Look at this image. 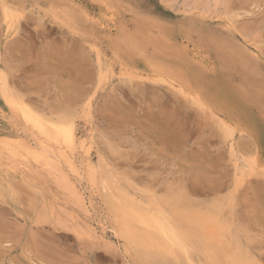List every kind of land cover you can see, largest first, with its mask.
<instances>
[{"label":"rangeland","instance_id":"rangeland-1","mask_svg":"<svg viewBox=\"0 0 264 264\" xmlns=\"http://www.w3.org/2000/svg\"><path fill=\"white\" fill-rule=\"evenodd\" d=\"M0 78V264H189L121 238L106 176L152 213L231 199L264 264V0H0Z\"/></svg>","mask_w":264,"mask_h":264},{"label":"bare ground","instance_id":"bare-ground-1","mask_svg":"<svg viewBox=\"0 0 264 264\" xmlns=\"http://www.w3.org/2000/svg\"><path fill=\"white\" fill-rule=\"evenodd\" d=\"M4 5H6V4H4ZM6 12L7 11H5V13ZM8 12H10V11H8ZM58 12H59V10H58ZM11 14H12V12H11ZM4 16H6V15H4ZM11 18H13V17H11ZM6 22H8V21H6ZM63 23H66V22H63ZM156 41H158V40H156ZM169 43H171V42H169ZM136 48H137V46H136ZM152 48H153V46H152ZM173 52H174V50H173ZM156 59H159V58H156ZM165 65H166V63H165ZM180 69H182V68H180ZM100 72H102V71H100ZM161 72H163V71H161ZM156 74H157V72H156ZM160 74H162V73H160ZM160 74H158V75H160ZM163 74H164V72H163ZM172 79L176 80L175 78H172ZM185 79H187V78H185ZM1 86H3V85H2V79L0 78V88H1ZM1 90L4 91L3 88ZM177 90H180V89L178 88ZM181 90H182V88H181ZM187 91H188V89H187ZM183 92H184V90H183ZM186 92H184V93H186ZM180 93H182V92H180ZM199 93H201V92H199ZM188 94H189V92H188ZM199 97H197L195 94H193L194 103L200 105L201 100ZM202 100H203V98H202ZM214 103H216V102H214ZM219 103L220 102H218V104ZM223 106H225V105H222V108H223ZM23 107L20 108V112L22 113V115H24L26 117L25 120H27L29 123H31L32 127L34 126V128H36L41 133H45V126H44L45 124H43V122H42L43 120L38 119L34 114L30 113L27 109H25ZM224 109H222V110H224ZM228 109H229V107H228ZM228 109H226L225 112H228L227 111ZM229 115L231 116L232 114H229ZM237 117H239V116H237ZM222 124H224V123H222ZM225 127L226 128H224V129L226 130V132L228 134V130H227L228 126H226V124H225ZM52 128H53L52 131H53L54 135L56 137H59L61 140H63L62 142L64 143V145L66 144V145L70 146V145L75 144L76 136H75L74 127L72 124L68 123V124L63 125L60 123H54ZM232 132H233V130L230 131V134ZM230 134H228V137ZM48 137H49V135H48ZM232 147H234V145H232ZM246 158L247 157H245V159ZM249 159L247 158V160H244L243 165L241 167L247 166L248 162H245V161H249ZM252 160H254V158ZM256 162H257V159H256ZM240 163H242V162H240ZM253 164H255V162ZM238 166H237V168L239 169ZM245 168H244V170H245ZM91 174L94 175L93 173H91ZM245 175H246V173H245ZM92 177H95V176H92ZM98 183H99V181H98ZM101 188L104 192V195L107 198L108 204H110L111 210L113 211V214H114L115 218L117 219V222L118 223L121 222V224H122L121 226L117 225L118 227H120L119 228V234H120L121 238H123L129 245H134L138 242L139 237H138L137 232L139 229L136 232V228L142 227V229L150 231V233L152 235L151 236L152 238L150 237L151 238L150 244H152V243L154 244L153 248H155V247H156V249L158 248L159 244L157 242H155L156 239L163 240L165 242V247H164L165 250L163 252L161 247H160V249H159L160 252L165 253V252H170L173 250L177 251L178 254L180 253V254H183L185 256V258L187 259V262H189V264H262V262H260L261 260L258 259L257 257H255V254H253L251 248L249 247V244H245V242L243 243L242 241H240L238 239V237L235 235V233H233L229 228H226L227 224H225L226 221L223 217L224 214L221 215V213L223 212V208L225 207L226 203L221 204V202H220V204H214V206L210 210H208L207 213H205V214L203 213V215L189 216V215L185 214L183 211L177 210V209H172L171 210L172 213L170 214L169 212H167V210L165 208L161 207L160 205H158V206L155 205L156 209L152 213L150 211L143 210V208L142 209L139 208L140 206L138 207L135 203L137 201L136 198L132 199L131 196H130L131 198L129 196H127L128 194L125 195L122 190H119V188L117 187V184L108 176L102 178ZM113 193H115V196L113 195ZM133 200H136V201L132 202ZM230 200L227 204H230ZM222 202H224V201H222ZM138 204H140V203H138ZM167 208H169V207H167ZM232 229H233V227H232ZM148 234H149V232H148ZM163 241H161V242L164 243ZM137 246L138 245H136V247ZM161 246L163 247V244ZM140 247H139V250L141 249ZM145 247L148 248V246H145ZM143 248L144 247H142V249ZM156 253H157V251H156ZM177 253H176V255H177ZM158 254H159V252H158ZM192 255H193V257L196 256L198 261H193L195 258L192 260ZM172 256H173V254H172ZM181 261H183V260H181ZM160 262H161V260H160ZM183 262L185 263V261H183ZM195 262H197V263H195ZM171 263H173V262H171Z\"/></svg>","mask_w":264,"mask_h":264}]
</instances>
